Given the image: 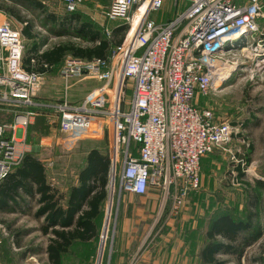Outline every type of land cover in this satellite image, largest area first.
Masks as SVG:
<instances>
[{
	"label": "built area",
	"instance_id": "obj_1",
	"mask_svg": "<svg viewBox=\"0 0 264 264\" xmlns=\"http://www.w3.org/2000/svg\"><path fill=\"white\" fill-rule=\"evenodd\" d=\"M58 1L70 12L81 2ZM176 1L183 2V9L158 22L150 15L166 0H112L105 18L127 21L123 42L106 58L67 56L59 68L66 98L59 101L38 97L44 74L34 68V58L31 69L24 65L23 27L0 22V186L30 150L28 129L37 116L53 117L67 148L86 138L102 139L107 131L110 180L114 171L116 184L121 162L120 189L136 195L156 190L164 201L171 200L173 213L200 189L202 160L215 151L228 154L252 176L244 129L218 119L199 101L215 87L220 73L215 58L226 46L250 36L261 45L260 0ZM105 32L111 34L108 27ZM72 80L96 84L73 103L68 99ZM2 235L8 231L0 224Z\"/></svg>",
	"mask_w": 264,
	"mask_h": 264
},
{
	"label": "rangeland",
	"instance_id": "obj_2",
	"mask_svg": "<svg viewBox=\"0 0 264 264\" xmlns=\"http://www.w3.org/2000/svg\"><path fill=\"white\" fill-rule=\"evenodd\" d=\"M40 1L44 2L46 12L55 10L58 16L67 9L58 0ZM234 1L239 4L247 2ZM260 3L263 14L258 20L263 34L261 45L250 36L235 42L233 46H226L215 58L220 72L215 87L203 99V104L214 109L220 120H230L244 129L243 136L253 147L251 162H247L248 156L245 158L246 167L249 166L253 171L252 176L245 172L240 176L236 162L228 154L222 151L209 154L204 162H213L208 172L203 170L204 183L199 190L191 191L185 197L183 206L173 213L171 200L164 201L158 191L139 196L120 189L118 175L122 164L119 162L116 184L113 174L109 186L111 193L104 205L99 237L90 243H76L66 255V261L75 264H204L199 252L206 242V231L212 219L223 212H229L237 218L253 211L256 214L254 225L263 229V235L246 248L241 264H263L264 189L256 188L254 183L256 179L264 178V0ZM171 8L168 3L162 12H153L152 16L159 15L165 19L172 15ZM18 16L31 22L35 40L45 42L42 50L67 41L84 44L73 36L53 35V25L46 24L47 19L41 9L24 6L19 0H0V22L7 21L22 28ZM92 18L90 15V19L102 31L106 27L112 31L114 27L127 23L124 20L104 21L105 18L98 22ZM31 42L25 38V54ZM71 83L69 100H73L72 97L80 98L95 81ZM127 95L130 98L131 89L127 90ZM38 97L56 101L66 98L65 83L57 70L44 75ZM39 117H43L50 132L43 136L45 140L36 133L31 138L36 142H27L28 152H34L43 159L49 179L66 190L75 182L77 172L84 163V149H81L80 143L68 148L64 145L55 122L51 123L49 119L53 117L37 116L31 125L36 124ZM233 142L241 145L236 140ZM33 143L41 145V148L34 151L31 148ZM31 205L35 210L36 204ZM0 222L8 231L6 237L0 236V264H48L45 253L47 237L39 231L40 222L33 215L0 213ZM219 258L227 260L228 264H238L232 255H220Z\"/></svg>",
	"mask_w": 264,
	"mask_h": 264
},
{
	"label": "trees",
	"instance_id": "obj_3",
	"mask_svg": "<svg viewBox=\"0 0 264 264\" xmlns=\"http://www.w3.org/2000/svg\"><path fill=\"white\" fill-rule=\"evenodd\" d=\"M19 1L24 6L31 5L41 9L47 19L46 24L53 25L52 33L56 37L69 35L84 43L67 41L42 50L45 42L35 40L31 22L18 16L20 22H26L22 29L24 37L32 41L24 55V65L31 69V59L34 58L36 60L34 68L44 75L54 70L59 71L67 56L86 59L106 58L115 46L123 42L129 29V24L123 23L114 27L111 34L107 35L105 30L102 31L94 21L77 10L70 12L65 9V13L58 16L55 10L46 12L44 2L40 0ZM167 4L168 2L160 12ZM183 7V2L175 3L170 10L173 11L172 15L165 20L174 18ZM42 118H37V123L29 126L27 142L31 143L30 140L32 141L31 138L36 133L42 138L49 134V126ZM243 125L246 126L245 123ZM58 134L61 135L59 132ZM108 135L106 131L102 139L86 138L77 143L88 141L91 144L95 141L86 151L84 163L77 172L75 182L66 190L49 179L46 163L31 151L24 155L22 163L9 172L1 183L0 213L31 214L40 222L38 229L48 241L45 249L48 264H75L65 260L73 246L76 243L93 242L100 235L101 219L110 185L111 159ZM250 147L245 155V158L248 156L247 162H251L253 147ZM236 167L242 176L244 172L241 166ZM254 183L256 188L264 189L263 179H256ZM151 191L156 190H149ZM33 203L36 204L35 210L31 205ZM255 216L253 211H248L245 217L237 218L229 212L216 215L206 231L207 239L199 252L201 261L204 264H228L227 260L219 256L232 255L235 256L236 262L241 264L246 248L263 235V229L254 225ZM262 262L264 264V258Z\"/></svg>",
	"mask_w": 264,
	"mask_h": 264
},
{
	"label": "crops",
	"instance_id": "obj_4",
	"mask_svg": "<svg viewBox=\"0 0 264 264\" xmlns=\"http://www.w3.org/2000/svg\"><path fill=\"white\" fill-rule=\"evenodd\" d=\"M111 1L112 0H81V2H80V4H79V6H78V9H77V11H79V12H81L83 15H85V16H87V17H89L90 18V15H92L93 16V18L92 19H94V20H96V21H100V22H102L103 21V19L105 18V14H104V12L106 11V9L109 7V5H110V3H111ZM170 3V6H173L175 3H182L181 1L180 2H178V1H176V0H166V2L165 3ZM153 14V13H152ZM151 14V15H152ZM150 15V16H151ZM95 17V18H94ZM152 19H154V20H156V21H158V22H163V21H167V20H165V19H162L161 18V16H159V15H155V16H153V18ZM105 20H107L106 18L104 19V21ZM26 22H24V23H22V24H25ZM23 29V28H22ZM58 74H59V71H58ZM59 77H60V75H59ZM61 78V77H60ZM62 79V78H61ZM74 82H82V81H79V80H73ZM72 81V82H73ZM95 84H96V82H95ZM94 84V85H95ZM93 85V86H94ZM71 86H72V83H71ZM92 86V87H93ZM90 88L91 87H89V88H87L86 90H85V93L80 97V98H76V97H72V99L73 100H71V102H73V103H76V102H78L79 100H81L84 96H85V94L90 90ZM70 91V90H69ZM203 99H204V97H202V98H200V101H199V104H200V106H202V107H207L206 105H204L203 104ZM49 100H52V99H49ZM110 139V138H109ZM42 140H45V138H42ZM81 144V145H80ZM79 145H80V147H81V149H84V151H83V158L85 157V155H86V151H87V149H89L90 148V146L92 145V144H89V142L88 141H83L82 143H80ZM32 149H34V151H36L38 148L40 149L41 148V145L40 146H38L37 144H33V147H31ZM41 151V150H40ZM214 153V152H213ZM212 154V153H211ZM206 158V157H205ZM204 158V159H205ZM208 158V157H207ZM204 159L202 160V164H201V179H202V183H204V172L206 173V172H208L209 170H210V168H211V163L213 162V161H210V162H204ZM203 170H204V172H203ZM264 179V178H263ZM202 185V184H201ZM0 224H2L1 222H0ZM41 232V231H40ZM43 235V234H42ZM48 242V241H47Z\"/></svg>",
	"mask_w": 264,
	"mask_h": 264
},
{
	"label": "water",
	"instance_id": "obj_5",
	"mask_svg": "<svg viewBox=\"0 0 264 264\" xmlns=\"http://www.w3.org/2000/svg\"><path fill=\"white\" fill-rule=\"evenodd\" d=\"M112 174H113V172H112ZM112 174H111V180H110V184H111V182H112ZM110 187H111V185H109ZM109 193H111V188H110V191H109ZM104 232V231H103ZM102 236H103V234H102ZM101 243H103V238H102V242Z\"/></svg>",
	"mask_w": 264,
	"mask_h": 264
},
{
	"label": "bare ground",
	"instance_id": "obj_6",
	"mask_svg": "<svg viewBox=\"0 0 264 264\" xmlns=\"http://www.w3.org/2000/svg\"><path fill=\"white\" fill-rule=\"evenodd\" d=\"M133 32V31H132ZM244 50H247V48H245ZM113 174H114V171H113Z\"/></svg>",
	"mask_w": 264,
	"mask_h": 264
}]
</instances>
